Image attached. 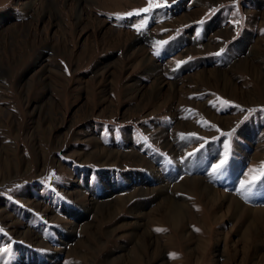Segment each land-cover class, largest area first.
Wrapping results in <instances>:
<instances>
[{
	"label": "rangeland",
	"instance_id": "rangeland-1",
	"mask_svg": "<svg viewBox=\"0 0 264 264\" xmlns=\"http://www.w3.org/2000/svg\"><path fill=\"white\" fill-rule=\"evenodd\" d=\"M78 5L0 0V264H264V213L185 180L201 162L264 208V0H152L139 15L149 0H83L81 19ZM152 167L164 181L144 194ZM166 197L187 209L176 226Z\"/></svg>",
	"mask_w": 264,
	"mask_h": 264
},
{
	"label": "bare ground",
	"instance_id": "bare-ground-1",
	"mask_svg": "<svg viewBox=\"0 0 264 264\" xmlns=\"http://www.w3.org/2000/svg\"><path fill=\"white\" fill-rule=\"evenodd\" d=\"M83 0H77L78 4L80 5L81 2ZM78 5V16L79 18L81 19L82 16H83V9L81 10L80 6ZM79 19V20H80ZM136 37V36H135ZM134 36H132V39L135 40V44L137 43L139 46H140V49H144V46L139 42H137L136 38ZM257 52V51H256ZM254 51H252L253 53V61L256 60L255 58V53ZM260 57V56H259ZM147 60V59H146ZM249 62V61H248ZM253 63V62H252ZM255 63V62H254ZM149 68H150V74L151 73H158V69H159V66L158 64H151L149 65ZM246 97V96H245ZM99 147V146H98ZM100 148V152H107L106 149L104 148ZM136 157L137 158H141L139 155H137L135 153ZM240 156H243L240 160V164H234V168L232 170V176L235 177L234 175L237 176V173H238V169H240L241 167V164H243L248 158V153L245 152V154L243 153L242 155ZM254 159H257L259 157H256V156H253ZM239 162V161H238ZM202 165H201V162L198 163V165H189L188 166V169L190 170V172L193 174L192 176H188L185 178L186 182L189 183L190 185H193L195 187V190L200 193L201 195H204L206 196L211 202H216V203H223V202H226L229 204V206H231V208H234L236 209V211H251V210H255L259 213H264V208H253V207H249L247 206V204L241 199L239 198L238 196H235V195H232L230 193H225L223 191H221L220 189L216 188L214 185H211L210 182L208 181L206 175L204 176H201V175H197L198 174V171H200L202 169ZM179 172V171H178ZM234 173V174H233ZM152 177H149V178H143L141 183H142V187H141V190H142V193L146 194V192L148 191V186L149 184H151L150 182L156 180V181H161L163 182L164 179L162 180V174L158 172V169L156 168H153L152 167V174H151ZM170 176V175H169ZM176 177V175H175ZM236 178V177H235ZM131 181V180H130ZM129 182V181H128ZM130 184V183H129ZM183 187L180 185H178V187ZM118 185L115 184V185H112V186H109L108 188H105L106 189V193H111L113 191V189H118L117 188ZM160 193H161V196L165 194V192L163 190H160ZM225 203V204H226ZM91 207L95 208V209H98V211H102L105 207H104V204L101 203L100 201L98 200H95V199H91L90 203ZM142 207V206H141ZM159 208H163L164 209V213H165V216H166V219L171 223L173 224L174 226L178 225L179 223H182V221L184 220L185 216L187 215L186 212H187V209L184 208V206H182L181 204H179L178 202H176L175 200L171 199L170 197H166L163 201H161L159 204H158V209ZM84 210L87 212V208ZM186 211V212H185ZM75 223V222H74ZM74 223L72 224L71 223V226L73 228L74 226ZM91 227V225H90ZM89 225H85V228L84 229H90ZM76 228V227H75ZM253 229H257V226H254L253 224L249 226V228L247 229L246 231V234L249 236L250 234V230H253ZM75 248V247H74ZM260 248L257 247V250L256 252L259 253L260 251Z\"/></svg>",
	"mask_w": 264,
	"mask_h": 264
},
{
	"label": "snow or ice",
	"instance_id": "snow-or-ice-1",
	"mask_svg": "<svg viewBox=\"0 0 264 264\" xmlns=\"http://www.w3.org/2000/svg\"><path fill=\"white\" fill-rule=\"evenodd\" d=\"M151 6H152V0H149V8L135 10V14L139 15L141 12L147 13V12H149V9H150ZM156 7H163V5H156ZM127 15L131 16V15H133V13H128ZM146 19L147 18H144V22L145 23H146ZM237 23H238V21H237ZM134 26L136 27L137 31L141 30V26L140 25H134ZM162 43H167V42L166 41H158L157 42V44H162ZM222 53H223V49H221L218 53H216V55H221ZM179 63H182V62H178V64ZM226 135H230V134H226ZM227 147L228 146L225 145L226 151H225L224 156L219 160L218 163H216V164H214L212 166V173L213 174L220 173L224 169L225 165L227 164V161H228ZM189 155H191V153ZM261 174L264 175V170L261 171ZM254 183H255L254 180H250V181H247V182L241 181V189H245V185L246 184L254 186ZM247 190L250 191V188H248ZM4 251L7 252L8 249L6 248V249H4Z\"/></svg>",
	"mask_w": 264,
	"mask_h": 264
},
{
	"label": "crops",
	"instance_id": "crops-1",
	"mask_svg": "<svg viewBox=\"0 0 264 264\" xmlns=\"http://www.w3.org/2000/svg\"><path fill=\"white\" fill-rule=\"evenodd\" d=\"M145 35H148V34H145ZM154 37H157V36H154ZM156 39H157V38H156ZM156 39H155V40H156ZM149 40H151V39H149ZM149 40H148V41H149ZM155 40H154V41H155ZM170 47L173 48V44H171ZM172 50H173V49H172ZM153 58L155 59V57H153ZM160 58H161V57H159V59H160ZM155 60H156V59H155ZM126 136H131V135H130V133H127ZM131 138H132V136H131ZM128 139H130V138H128ZM135 147H136V146H135ZM149 159H150V158H149ZM150 160H152V158H151ZM247 164H249L248 161H247ZM82 177H83V176H82ZM261 195H264V192H263Z\"/></svg>",
	"mask_w": 264,
	"mask_h": 264
}]
</instances>
